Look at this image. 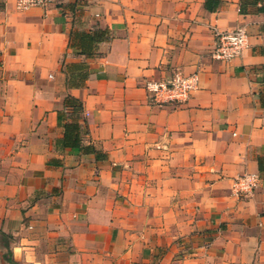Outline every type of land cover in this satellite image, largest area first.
<instances>
[{"label": "crops", "instance_id": "crops-1", "mask_svg": "<svg viewBox=\"0 0 264 264\" xmlns=\"http://www.w3.org/2000/svg\"><path fill=\"white\" fill-rule=\"evenodd\" d=\"M238 28L242 53L212 59ZM176 71L197 89L158 101L146 84ZM4 245L6 264H264V0H0Z\"/></svg>", "mask_w": 264, "mask_h": 264}, {"label": "built area", "instance_id": "built-area-1", "mask_svg": "<svg viewBox=\"0 0 264 264\" xmlns=\"http://www.w3.org/2000/svg\"><path fill=\"white\" fill-rule=\"evenodd\" d=\"M60 0H14L17 10L44 8ZM248 39L243 28L233 31H214V44L211 57L214 60L228 62L238 57L247 47ZM198 87V74H183L176 71L164 82L146 84V89L154 94L160 102H186ZM257 174H243L232 180V192L240 198L249 196L257 186Z\"/></svg>", "mask_w": 264, "mask_h": 264}, {"label": "rangeland", "instance_id": "rangeland-1", "mask_svg": "<svg viewBox=\"0 0 264 264\" xmlns=\"http://www.w3.org/2000/svg\"><path fill=\"white\" fill-rule=\"evenodd\" d=\"M9 256V249L7 245H4L2 248H0V264H6V260H8Z\"/></svg>", "mask_w": 264, "mask_h": 264}]
</instances>
